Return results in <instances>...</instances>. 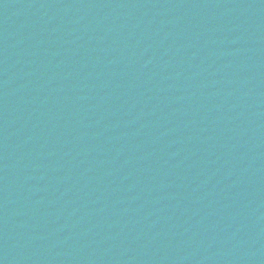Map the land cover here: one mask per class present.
<instances>
[{"label":"water","instance_id":"95a60500","mask_svg":"<svg viewBox=\"0 0 264 264\" xmlns=\"http://www.w3.org/2000/svg\"><path fill=\"white\" fill-rule=\"evenodd\" d=\"M0 264H264V0H0Z\"/></svg>","mask_w":264,"mask_h":264}]
</instances>
